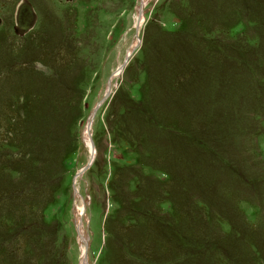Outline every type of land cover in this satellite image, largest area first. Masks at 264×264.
<instances>
[{
	"label": "rangeland",
	"instance_id": "rangeland-1",
	"mask_svg": "<svg viewBox=\"0 0 264 264\" xmlns=\"http://www.w3.org/2000/svg\"><path fill=\"white\" fill-rule=\"evenodd\" d=\"M20 1L0 264H264V0H30L25 36Z\"/></svg>",
	"mask_w": 264,
	"mask_h": 264
},
{
	"label": "water",
	"instance_id": "water-1",
	"mask_svg": "<svg viewBox=\"0 0 264 264\" xmlns=\"http://www.w3.org/2000/svg\"><path fill=\"white\" fill-rule=\"evenodd\" d=\"M143 5H144V3H142V5H141V14L139 15V19L137 21V28H139V25L141 24L140 17L142 16ZM15 19H16V25L14 27V30H15L16 34H18L20 36H25L27 33H29L35 27L37 20H38V16H37V13L35 12L33 5H32L30 0H22L19 3L17 10H16ZM1 21L2 20L0 18V23H1ZM130 56L131 55H128L126 60L124 61V63L118 68V70L120 72H122V69L124 68V66L128 62ZM110 94H111V91L110 92L106 91V93L102 97L99 104L95 107L94 111L91 113V119H93V117L95 116L96 111L99 108V106L101 105V103L103 101H105L110 96ZM91 119L87 123V128L89 130L91 128ZM93 162H94V157H90L88 164L84 168L81 169V171L78 173V175L83 174L88 168H90V166L92 165ZM84 242L86 245V251H85V253H86L87 252V242H86V240Z\"/></svg>",
	"mask_w": 264,
	"mask_h": 264
},
{
	"label": "bare ground",
	"instance_id": "bare-ground-1",
	"mask_svg": "<svg viewBox=\"0 0 264 264\" xmlns=\"http://www.w3.org/2000/svg\"><path fill=\"white\" fill-rule=\"evenodd\" d=\"M21 1H22V0H21ZM21 1H20V2H21ZM142 3H144V2H142ZM144 5H145V3H144ZM144 5H143V6H144ZM33 8H34V6H33ZM34 10H35V8H34ZM35 12H36V10H35ZM36 13H37V12H36ZM140 14H141V10H140ZM142 15H143V10H142ZM138 19H139V17H138ZM140 19H141V22H142L143 18H142V17H140ZM37 21H38V20H37ZM137 21H138V20H137ZM109 89H110V85L108 86V90H107V92H110V90H109ZM92 120H93V119H91V126H92ZM90 130H91V128H90ZM87 131L89 132V129H88ZM92 157H95V154H94V155H92ZM82 211H83V209L81 208V209H80V213H81V214H83V212H82ZM80 226H81V224H80ZM79 229H80V232H81V237H82V233H83V232H82V230H83V228H82V227H80ZM84 237H85V236H84ZM84 259H85V258H84ZM84 261H85V260H84ZM84 261H83V262H84Z\"/></svg>",
	"mask_w": 264,
	"mask_h": 264
}]
</instances>
